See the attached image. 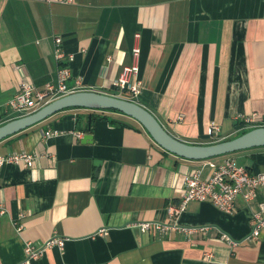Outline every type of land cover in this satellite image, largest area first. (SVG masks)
<instances>
[{"label":"crops","instance_id":"obj_1","mask_svg":"<svg viewBox=\"0 0 264 264\" xmlns=\"http://www.w3.org/2000/svg\"><path fill=\"white\" fill-rule=\"evenodd\" d=\"M136 34V103L172 136L214 144L238 135L254 114L264 127V0H0V126L24 117L8 107L20 83L41 89L62 64L71 69L69 89L118 95L115 82L132 63ZM48 131L59 135L47 138ZM21 153L41 158L36 169L0 167V264H22L26 242L53 237L66 240L64 249H48L33 264H264V228L257 241L246 240L264 187L252 203L239 198L235 214L192 202L177 229L142 233L140 224L171 223L167 208L181 203L185 176L209 170L207 160L163 150L124 115L63 110L0 142L1 156ZM223 158L264 173V148ZM206 253L213 257L205 260Z\"/></svg>","mask_w":264,"mask_h":264},{"label":"built area","instance_id":"obj_2","mask_svg":"<svg viewBox=\"0 0 264 264\" xmlns=\"http://www.w3.org/2000/svg\"><path fill=\"white\" fill-rule=\"evenodd\" d=\"M141 39L140 34L135 35V45L132 49V63L123 67L122 72L115 82L118 95H110L117 98L135 102L139 98L142 91V80L139 77L140 53L139 45ZM54 51L59 61L65 59L62 48V39L55 38ZM73 61L70 56L68 63ZM71 79V69L67 64H62L57 70V78L55 82L44 85L43 88H37L27 80H23L19 85V92L9 102L8 107L18 114L27 116L47 106L55 100L66 95L76 93L78 88L69 89L67 81ZM76 85L80 86L81 82L76 81ZM183 119V115L179 117ZM243 124L248 127L258 126V115L254 114L243 119ZM212 136L220 138V127L212 124L210 127ZM59 134L57 131H48L45 137L54 138ZM79 134L78 137H82ZM41 157L36 154H13L8 157L0 155V167L5 165H17L27 169H36L38 161ZM206 168L209 170L207 177L203 176L202 171H195L187 174L184 179L185 190L181 197V203L178 206L170 205L167 208L169 218L174 222L172 224H152L143 223L139 227L143 234H147L152 227H155L161 233L169 232L177 229L176 222L180 216L186 212L188 205L192 202L210 203L220 211L226 214H235L238 212V199L243 198L246 203H252L259 192L264 187V173L252 174L245 166L237 164L232 158L211 159L207 161ZM251 234L246 240L255 242L259 239L261 231L264 228V205L260 206L258 213L253 215L251 219ZM22 229L18 228L20 231ZM184 232L190 236L194 231L192 229H184ZM107 230H100L96 235L106 236ZM221 239L231 247H236L239 243L235 242L227 235H222ZM65 239L53 237L41 244L33 242L25 243V258L22 264H33L41 259L43 253L51 248L64 249ZM213 255L206 253L205 260H210Z\"/></svg>","mask_w":264,"mask_h":264},{"label":"water","instance_id":"obj_3","mask_svg":"<svg viewBox=\"0 0 264 264\" xmlns=\"http://www.w3.org/2000/svg\"><path fill=\"white\" fill-rule=\"evenodd\" d=\"M71 108L115 110L140 124L163 150L191 161H208L240 151L264 148V127L255 128L235 139L220 143L198 145L183 142L162 126L158 119L138 103L96 92H76L53 101L37 112L0 126V142L29 129L53 115ZM86 136L84 141L91 140Z\"/></svg>","mask_w":264,"mask_h":264},{"label":"trees","instance_id":"obj_4","mask_svg":"<svg viewBox=\"0 0 264 264\" xmlns=\"http://www.w3.org/2000/svg\"><path fill=\"white\" fill-rule=\"evenodd\" d=\"M71 109H80V108H71ZM98 111H101L102 113H104V112H110V113H117V114H121V115H123L122 113H120L119 111H115V110H98ZM93 118V120L95 119H102V115H97V116H92ZM112 123L113 124H115V122H113L112 121ZM239 125H241V126H243V128L241 129V132H242V134H245V133H247V132H249V131H251L252 129H254V128H257V127H245L244 126V124L243 123H241V124H239ZM236 137H238L237 135L235 136V137H233V138H231V139H227V140H223V141H228V140H232V139H234V138H236ZM223 141H219V142H217V143H220V142H223Z\"/></svg>","mask_w":264,"mask_h":264},{"label":"rangeland","instance_id":"obj_5","mask_svg":"<svg viewBox=\"0 0 264 264\" xmlns=\"http://www.w3.org/2000/svg\"><path fill=\"white\" fill-rule=\"evenodd\" d=\"M255 129V128H254ZM253 130V129H252ZM243 135L242 132H239V134L237 135L238 137ZM235 137V136H234ZM237 138V137H236ZM235 139V138H234Z\"/></svg>","mask_w":264,"mask_h":264}]
</instances>
